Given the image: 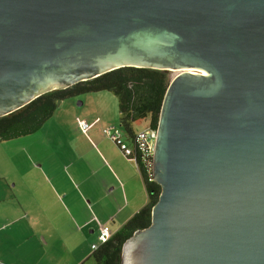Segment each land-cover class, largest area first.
I'll return each mask as SVG.
<instances>
[{"label": "water", "instance_id": "95a60500", "mask_svg": "<svg viewBox=\"0 0 264 264\" xmlns=\"http://www.w3.org/2000/svg\"><path fill=\"white\" fill-rule=\"evenodd\" d=\"M127 67L179 74L121 264H264V0H0V118Z\"/></svg>", "mask_w": 264, "mask_h": 264}, {"label": "crops", "instance_id": "0c3cea01", "mask_svg": "<svg viewBox=\"0 0 264 264\" xmlns=\"http://www.w3.org/2000/svg\"><path fill=\"white\" fill-rule=\"evenodd\" d=\"M89 100L97 107L58 105L31 135L42 132V148L0 141V264H94L101 225L115 233L148 205L139 167L103 134L120 111L106 94Z\"/></svg>", "mask_w": 264, "mask_h": 264}, {"label": "trees", "instance_id": "16d2710c", "mask_svg": "<svg viewBox=\"0 0 264 264\" xmlns=\"http://www.w3.org/2000/svg\"><path fill=\"white\" fill-rule=\"evenodd\" d=\"M168 71L147 68H121L65 90L46 93L24 108L0 118V141H14L31 136L54 116L58 104L76 96L110 92L119 99L120 127L133 136L147 123L157 129L164 99L171 82ZM149 193V203L110 240L94 252V264H121L124 244L138 231L151 225L152 210L159 200L161 187L152 179L153 166L138 161Z\"/></svg>", "mask_w": 264, "mask_h": 264}, {"label": "built area", "instance_id": "2783aa9c", "mask_svg": "<svg viewBox=\"0 0 264 264\" xmlns=\"http://www.w3.org/2000/svg\"><path fill=\"white\" fill-rule=\"evenodd\" d=\"M83 129L87 128V123L81 122ZM103 134L111 140L122 151L124 156L138 166V161L153 166L157 129H139L133 136H128L120 126H110L103 129ZM154 180V173L151 174ZM113 235V231L108 224H102L99 230L97 243L92 245L93 252L106 244Z\"/></svg>", "mask_w": 264, "mask_h": 264}, {"label": "rangeland", "instance_id": "374dc122", "mask_svg": "<svg viewBox=\"0 0 264 264\" xmlns=\"http://www.w3.org/2000/svg\"><path fill=\"white\" fill-rule=\"evenodd\" d=\"M170 74H171V78H173L174 76L178 75L179 73H171L170 72ZM104 94L108 95L110 98V100H108L106 102V105L112 103L113 109H115L117 112H119V99L115 94L110 93V92L109 93L108 92L90 93V94H84V95L76 96L74 98H71L69 100H66V101L59 103V105L62 103H71L72 105H75L76 107H78L79 110L87 111V109H92L93 106L95 108L97 107L94 103H91L89 99H92L93 97H95V95L103 96ZM90 97H92V98H90ZM84 102H85V106H84ZM147 125L148 124L145 123L144 125L140 126L139 129H143L145 127H148ZM42 135L43 134L41 132L35 136H31L29 138H26V139H28L27 141H35V142H29L28 144H33L36 148H42L44 143H45V138L43 136V139H42ZM19 155L25 156V153H19ZM0 156H2V157L4 156L3 151L0 152ZM12 156L13 155H10V156H8V158H12Z\"/></svg>", "mask_w": 264, "mask_h": 264}]
</instances>
